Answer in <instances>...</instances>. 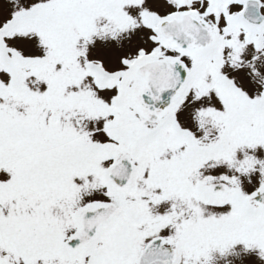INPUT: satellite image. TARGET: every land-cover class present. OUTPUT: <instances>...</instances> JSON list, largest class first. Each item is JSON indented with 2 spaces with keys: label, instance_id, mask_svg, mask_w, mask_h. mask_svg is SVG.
Listing matches in <instances>:
<instances>
[{
  "label": "snow or ice",
  "instance_id": "6c2138e0",
  "mask_svg": "<svg viewBox=\"0 0 264 264\" xmlns=\"http://www.w3.org/2000/svg\"><path fill=\"white\" fill-rule=\"evenodd\" d=\"M0 264H264V0H0Z\"/></svg>",
  "mask_w": 264,
  "mask_h": 264
}]
</instances>
